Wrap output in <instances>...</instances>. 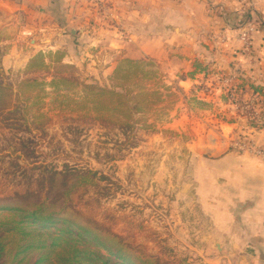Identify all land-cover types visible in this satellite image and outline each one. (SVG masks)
Here are the masks:
<instances>
[{
	"label": "rangeland",
	"instance_id": "374dc122",
	"mask_svg": "<svg viewBox=\"0 0 264 264\" xmlns=\"http://www.w3.org/2000/svg\"><path fill=\"white\" fill-rule=\"evenodd\" d=\"M254 1L251 7L258 9L264 19V0ZM18 23H24L22 15H18L15 29L0 28L1 62L14 46L7 42L22 30ZM34 37H25L26 47L31 46L28 40ZM40 49L35 48L39 52L33 57L58 51ZM30 59L24 66L2 65L15 86L27 77L35 78L26 75ZM113 62L111 70L104 62L101 66H91L87 60L67 64L76 68L72 76L86 85L108 89L125 85L136 91H156L159 96L153 98V107L136 115L133 131L124 135L117 127L98 120L81 87H62L57 93L44 84L51 81V74L40 73L37 79L43 81V86L37 83L27 88L31 91L29 100L14 99L17 115L0 120V198L33 189L44 171L66 167L92 170L97 172V184L75 203L81 214L126 238L139 255L155 257L160 264L223 263L218 248L210 244V222L202 217L200 204L191 195L192 188L187 196L185 186L190 179V149L222 147L223 139L218 136L200 135L210 127L220 130L215 117L222 114L203 100V81L186 93L168 74L166 65L149 59ZM119 67L122 69L116 75ZM126 73L129 79H125ZM182 78L184 75L179 74ZM26 114L28 124L21 119ZM227 116L221 121L225 122ZM205 118L207 121L202 122ZM0 220L6 221L2 217ZM25 231L26 235L0 226V264L35 263L45 254L36 246L22 253L21 249L48 238V229L26 225ZM258 262L264 264V257Z\"/></svg>",
	"mask_w": 264,
	"mask_h": 264
},
{
	"label": "crops",
	"instance_id": "0c3cea01",
	"mask_svg": "<svg viewBox=\"0 0 264 264\" xmlns=\"http://www.w3.org/2000/svg\"><path fill=\"white\" fill-rule=\"evenodd\" d=\"M254 2L0 0V28L15 29L18 15L24 19L18 23L22 30L7 42L14 46L2 56L6 68L24 66L39 52L35 48H48L64 51L66 63L87 60L91 66H101L104 62L108 70L113 61L149 59L166 65L186 93L199 81L209 86V94L202 96L222 114L215 117L220 130L210 127L200 135L218 136L223 143L221 148L190 149V179L185 186L187 196L192 188L202 217L210 222V244L223 257V263L216 264H262L258 260L264 257V161L231 146L240 136L264 143V96L253 91L259 87L264 93V19L251 7ZM247 21L260 26L251 34L249 47L241 39ZM29 35L37 37L28 40L31 46L26 47ZM179 74L185 78L179 79ZM229 77L243 102L254 95L262 101L259 126H252L253 122L223 101L224 80ZM224 116L225 122L221 121Z\"/></svg>",
	"mask_w": 264,
	"mask_h": 264
},
{
	"label": "trees",
	"instance_id": "16d2710c",
	"mask_svg": "<svg viewBox=\"0 0 264 264\" xmlns=\"http://www.w3.org/2000/svg\"><path fill=\"white\" fill-rule=\"evenodd\" d=\"M65 57L64 51L37 54L26 67V75H35V78L27 77L18 82L17 86L9 80L0 58V120L17 115L14 99L23 97L29 100L27 96L31 91L27 92L26 89L37 83L43 86V81L37 78L40 73L46 72L52 77L49 83L44 84L53 87L57 93L62 87H81L87 93L90 110L97 115L98 120L117 127L124 135L133 131L135 116L156 103L153 98L159 96V93L153 90L136 91L125 85L108 89L83 84L72 76L76 68L65 63ZM121 69L118 68L116 75ZM125 77L129 79L127 73ZM253 91L264 96L259 87H253ZM27 114L21 119L26 120ZM36 119L37 115H34L32 120ZM251 125L259 126L257 123ZM96 176L97 172L92 170L70 167L62 171H44L33 189L0 198V217L6 220L0 222V226H9L24 235L26 225L48 229V238L42 237L43 241L39 240L38 244L35 242L37 245L29 244L21 249L22 253L36 246L44 249L45 254L35 263L17 264H160L155 257L139 255L126 238L77 210L76 200L97 184ZM4 213L8 215H1Z\"/></svg>",
	"mask_w": 264,
	"mask_h": 264
},
{
	"label": "built area",
	"instance_id": "2783aa9c",
	"mask_svg": "<svg viewBox=\"0 0 264 264\" xmlns=\"http://www.w3.org/2000/svg\"><path fill=\"white\" fill-rule=\"evenodd\" d=\"M260 26L255 21H247L245 24V29L241 33V39L244 42L246 47H249L251 41V34L259 29ZM233 77H229L224 80L225 83V93L224 97L227 100V103L232 105L236 111H240L248 122H262V116L258 112V104L262 103L257 95H254L252 99L247 102H243L240 97L238 88L233 84ZM209 86L204 83V89L202 93L209 94ZM264 108V107H262ZM231 146L237 152H249L254 156L262 159L264 161V143L259 144L254 139L248 138L245 136L242 138L239 137L231 141Z\"/></svg>",
	"mask_w": 264,
	"mask_h": 264
}]
</instances>
